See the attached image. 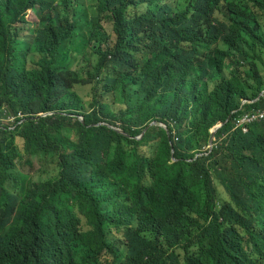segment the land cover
I'll use <instances>...</instances> for the list:
<instances>
[{
    "label": "trees",
    "instance_id": "trees-1",
    "mask_svg": "<svg viewBox=\"0 0 264 264\" xmlns=\"http://www.w3.org/2000/svg\"><path fill=\"white\" fill-rule=\"evenodd\" d=\"M129 1L0 0V264H264V0Z\"/></svg>",
    "mask_w": 264,
    "mask_h": 264
},
{
    "label": "rangeland",
    "instance_id": "rangeland-1",
    "mask_svg": "<svg viewBox=\"0 0 264 264\" xmlns=\"http://www.w3.org/2000/svg\"><path fill=\"white\" fill-rule=\"evenodd\" d=\"M133 4H135V2L133 0H131ZM182 3L184 5V7L188 8V4L185 0H182ZM133 9H138V7H133ZM29 19L35 21L36 18L34 17L33 13H29ZM201 21L203 23H207L208 19H201ZM90 90V87L85 88L84 90H82V94L87 95L88 92ZM87 98L89 99L90 96H87ZM243 102V101H242ZM235 112V111H234ZM3 122L5 124H12L11 122H9L8 120H3ZM226 121H224L223 123H225ZM261 124V122H257L256 124H254V126L259 127ZM19 141L21 142V140L19 139ZM22 143V142H21ZM58 157L56 155H48V156H43L40 155L36 160H33V165L30 164H24V165H20V168L27 173H31L33 175H37L39 173V169H47L51 172L55 171L58 168ZM220 189L222 190V188L220 187ZM112 260V257L107 255L106 259H105V264H108V262H110Z\"/></svg>",
    "mask_w": 264,
    "mask_h": 264
},
{
    "label": "built area",
    "instance_id": "built-area-1",
    "mask_svg": "<svg viewBox=\"0 0 264 264\" xmlns=\"http://www.w3.org/2000/svg\"><path fill=\"white\" fill-rule=\"evenodd\" d=\"M262 111H263L262 109H256V110L247 112L244 116L240 117L237 120V122L239 123L240 126H245V125L258 122L264 117V115L262 114ZM23 117H24L23 114L19 111L17 112V114L8 115L7 120L9 122H15L17 125L23 121ZM10 128H12V126Z\"/></svg>",
    "mask_w": 264,
    "mask_h": 264
},
{
    "label": "clouds",
    "instance_id": "clouds-1",
    "mask_svg": "<svg viewBox=\"0 0 264 264\" xmlns=\"http://www.w3.org/2000/svg\"><path fill=\"white\" fill-rule=\"evenodd\" d=\"M130 3H132V1L130 0L129 1V5H128V9H132L133 10V7H131V5H130ZM133 4V3H132ZM133 5H135V4H133ZM134 7H138V6H134ZM137 10H140L139 8L137 9ZM257 101V100H256ZM247 103H252V102H249V101H244L243 102V105H245V104H247ZM260 109H262L263 111H262V114L264 115V108H260ZM19 112V111H18ZM250 112V111H249ZM247 113V112H246ZM246 113H244V114H242V115H240L237 119H236V121H235V125H234V130L235 131H237V130H241V131H243L244 133H248L249 131H250V127L252 126V125H254V124H256L257 122H255V123H253V124H249V125H245V126H240L239 125V123L237 122V120L240 118V117H242V116H244ZM17 114V113H16ZM8 115H11V114H8ZM7 115V116H8ZM7 116H6V120H7ZM80 118L82 119V120H84V116H80ZM4 119V120H5ZM23 119H24V117H23ZM262 121H264V117L260 120V121H258V122H262ZM11 123H15V122H11ZM224 124V123H223ZM18 125V124H17ZM158 125H160L161 127H163V128H165V129H167L168 130V126L167 125H165V124H159L158 123ZM157 125V126H158ZM225 125V124H224ZM223 125V126H224ZM14 126V125H13ZM12 126V127H13ZM15 126H16V123H15ZM220 126H222V124H219V125H217L215 128H213L212 129V133L215 135H213V137H214V144L212 145L211 143H210V146H209V148L208 149H210V150H212L213 148H214V146H215V141H216V133L218 132V130L220 129L219 127ZM222 126V127H223ZM221 127V128H222ZM120 130V129H119ZM120 131H122V130H120ZM143 134H145L144 132H143ZM143 134L140 136V137H142L143 136ZM212 141V140H211ZM174 149V153H175V148H173ZM173 153V154H174Z\"/></svg>",
    "mask_w": 264,
    "mask_h": 264
},
{
    "label": "water",
    "instance_id": "water-1",
    "mask_svg": "<svg viewBox=\"0 0 264 264\" xmlns=\"http://www.w3.org/2000/svg\"><path fill=\"white\" fill-rule=\"evenodd\" d=\"M263 96H264V92L260 95V97L257 99V101H259L260 98L263 97ZM226 123H227V122H226ZM226 123H224V124H226ZM224 124H222V126H223ZM151 125L157 126V125H158V122H157V121H153V122L150 124V126H151ZM222 126H220L219 128H221ZM144 133H146V130L144 131ZM214 136H215V135H214ZM211 144H212V145L214 144V137L212 138ZM173 153H174V149H173Z\"/></svg>",
    "mask_w": 264,
    "mask_h": 264
}]
</instances>
